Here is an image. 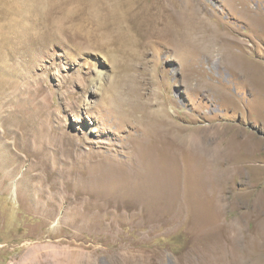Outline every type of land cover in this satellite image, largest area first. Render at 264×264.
<instances>
[{
	"label": "rangeland",
	"instance_id": "rangeland-1",
	"mask_svg": "<svg viewBox=\"0 0 264 264\" xmlns=\"http://www.w3.org/2000/svg\"><path fill=\"white\" fill-rule=\"evenodd\" d=\"M0 264H264V0H0Z\"/></svg>",
	"mask_w": 264,
	"mask_h": 264
},
{
	"label": "bare ground",
	"instance_id": "bare-ground-1",
	"mask_svg": "<svg viewBox=\"0 0 264 264\" xmlns=\"http://www.w3.org/2000/svg\"><path fill=\"white\" fill-rule=\"evenodd\" d=\"M179 23V22H178ZM168 137L166 135H163L162 136V141L165 142V143H168V144H175L172 140H170L171 142L168 141ZM177 144H179V142L177 141ZM165 162H168L169 161V158H162ZM177 161L179 163V156L177 155ZM176 174L174 170H166L164 168L161 167V169L159 170V173H158V177H159V180H160V183L159 185L156 187L157 189H166V186L164 188V180L168 177H171V175H174ZM170 188V187H169ZM168 188V189H169ZM171 189V188H170ZM172 190V189H171ZM165 191H168V190H165Z\"/></svg>",
	"mask_w": 264,
	"mask_h": 264
}]
</instances>
